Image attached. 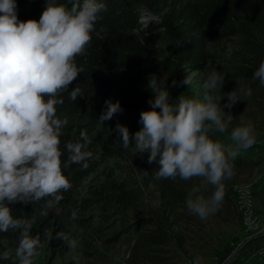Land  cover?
Wrapping results in <instances>:
<instances>
[{"label": "clouds", "instance_id": "1", "mask_svg": "<svg viewBox=\"0 0 264 264\" xmlns=\"http://www.w3.org/2000/svg\"><path fill=\"white\" fill-rule=\"evenodd\" d=\"M106 10V0H45L38 20H20L17 0H0V233L9 229L18 233L14 249L7 247L6 239H0L4 246L0 259L14 254L16 264H32L42 246L39 236L30 234L34 220L14 217L10 205L43 200V214L47 215V209L63 199L61 190L71 188L62 169L74 163L87 167L93 156L89 149L92 139L84 129L61 149L60 137L68 118L58 117L55 106L64 102L58 94L66 92L84 70L75 57L84 53L95 22ZM231 52L229 46L227 54ZM253 77L264 85V59ZM166 79L149 76L147 87L154 98H149L148 110L140 111V129L130 137L127 126L117 122L115 131L124 149L133 155L147 153V162L159 165L154 170L156 178L202 177L201 183L188 191L185 204L190 213L206 219L222 205L224 181L235 174L237 153L256 142L254 124L244 120L230 128L229 144L209 136L210 130L224 133L232 124L233 115L223 110L220 99L226 95L224 107L231 109L238 100L251 98L252 89L241 85L217 97L225 73L214 67L204 79L202 98L180 94L170 102ZM171 83L189 86L192 77L185 75ZM67 92L73 101L84 95L78 86ZM104 104L99 121L123 110L118 100L108 98ZM208 185L212 190L205 196ZM78 214V209L73 210L71 220L76 221ZM56 236L73 249L78 245L71 232L61 231ZM192 264H204L203 257L194 256Z\"/></svg>", "mask_w": 264, "mask_h": 264}, {"label": "trees", "instance_id": "2", "mask_svg": "<svg viewBox=\"0 0 264 264\" xmlns=\"http://www.w3.org/2000/svg\"><path fill=\"white\" fill-rule=\"evenodd\" d=\"M58 2L66 3V0ZM106 3L107 10L95 22L92 38L85 46L84 53L75 57L77 65L83 66L84 70L70 82L66 92L58 94L64 102L55 106L56 115L68 118L60 137L62 150L65 141L76 140L80 128L86 125L93 132L89 135L92 139L89 149L91 146H101L108 154L132 153L118 141L120 136L115 126L117 122L127 126L130 137L140 129V111L148 110L151 107L148 100L154 98L147 87L149 76L155 74L158 80L167 77L165 86L169 90L170 102L177 98L176 86L171 82L177 80L180 69L164 55L157 42L169 44L173 55L181 59L184 70L194 68L203 71L209 57L207 40L238 38L240 56L237 63L228 70L216 67L225 73L220 91L222 94L228 93L232 88L247 85L252 89V97L244 100L246 103L264 97V85L253 77L254 70L264 59V0H106ZM44 6L45 0H17L18 19L38 20ZM143 6L160 22L152 21L148 28H143L140 20ZM154 26H160V29L152 34L150 30ZM74 86L80 87L84 94L78 95L75 101L69 98L67 92ZM108 98L113 102L118 100L123 110L114 113L110 119L99 121L98 117L106 107L104 101ZM135 155L141 162L148 163L147 153ZM65 158L66 153L61 156L62 163ZM234 164L235 168H241L252 163L237 155ZM81 168L74 163L62 169L71 186L75 184V175L81 172ZM159 181L160 191L169 204L186 205V195L194 182L179 177L160 178ZM118 189L113 182L102 183L90 189V195L82 198L78 204L67 202L69 197L61 190L63 199L57 206L47 209V215L43 214V200L28 203L18 201L10 207L14 217L33 219L40 229L39 235L43 236L48 234L50 221H54L61 231L71 232L74 236L76 228L86 227L94 218H98L94 230L99 232L104 223H109L112 227L109 241L126 240L132 257H142L149 264H163L170 256L166 249L169 242L167 231L153 216L138 215L130 196L118 192ZM210 192V189H206L203 194L207 196ZM229 200L225 192L221 207L211 216L223 219L230 208ZM92 204L99 206L101 211L96 215L71 220L73 210H88ZM0 239H6L7 246L14 249L18 233L9 229L0 233ZM56 239L60 238L56 236Z\"/></svg>", "mask_w": 264, "mask_h": 264}, {"label": "rangeland", "instance_id": "3", "mask_svg": "<svg viewBox=\"0 0 264 264\" xmlns=\"http://www.w3.org/2000/svg\"><path fill=\"white\" fill-rule=\"evenodd\" d=\"M140 20L143 28H148L152 21L160 22L145 6L141 9ZM159 29L160 26H154L150 33L155 34ZM239 41L238 38L207 40L209 57L203 71L194 68L184 70L181 59L173 55L169 44L157 42L164 55L180 69L177 80L185 75L192 77L191 85L176 86L177 97L181 94L202 98V85L209 68L228 70L237 63ZM229 46L232 48L230 55L227 54ZM216 95H223L220 89ZM226 99V95L222 96L220 105L225 112L233 115L232 124L224 133L210 130L209 134L222 144H229L230 128L241 120L251 121L255 126L256 142L237 153L252 164L235 168V174L224 181L230 208L223 219L211 215L201 219L190 213L186 205L169 204L160 191V178L155 176L154 170L159 167L158 164L141 162L138 156L130 152L108 154L101 146H91L93 156L89 158L88 166L81 168V172L75 175V184L65 191L69 197L67 202L78 204L82 198L90 195V189L113 182L119 187L118 192L130 196L138 215L153 216L167 231L169 242L166 249L170 256L163 264H192L193 257L197 255L203 257L204 264H224L231 255L229 264H264V97L250 103L238 100L231 109L224 107ZM80 129L86 130L88 135L93 133L90 126L84 125ZM145 170L149 172L148 175L144 174ZM202 180V177L189 179L195 184H200ZM207 189L212 190V186L208 185ZM100 211L99 206L92 204L88 210H79L78 217L96 215ZM127 215L130 219V213ZM97 219L94 218L86 227L74 230L73 237L78 241L74 249L63 239L54 240L56 234L61 232L54 221H50L48 234L44 236L39 235L40 229L33 223L30 234L38 235L42 246L33 257L32 264H149L142 257H132L126 240H108L112 231L109 223H104L101 231H95ZM3 247L0 246V250ZM0 263L16 264L14 254L0 259Z\"/></svg>", "mask_w": 264, "mask_h": 264}, {"label": "bare ground", "instance_id": "4", "mask_svg": "<svg viewBox=\"0 0 264 264\" xmlns=\"http://www.w3.org/2000/svg\"><path fill=\"white\" fill-rule=\"evenodd\" d=\"M229 260H230V259L228 258L227 261H226L224 264H228V261H229Z\"/></svg>", "mask_w": 264, "mask_h": 264}, {"label": "water", "instance_id": "5", "mask_svg": "<svg viewBox=\"0 0 264 264\" xmlns=\"http://www.w3.org/2000/svg\"><path fill=\"white\" fill-rule=\"evenodd\" d=\"M232 258V255L229 257V259H231ZM230 263V260L228 261V264Z\"/></svg>", "mask_w": 264, "mask_h": 264}]
</instances>
